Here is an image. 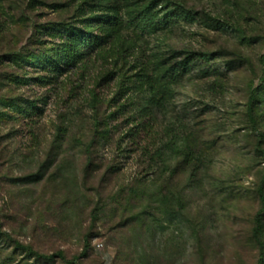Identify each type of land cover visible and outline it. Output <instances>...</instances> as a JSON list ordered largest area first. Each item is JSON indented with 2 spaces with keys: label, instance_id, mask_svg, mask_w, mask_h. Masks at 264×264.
<instances>
[{
  "label": "rangeland",
  "instance_id": "rangeland-1",
  "mask_svg": "<svg viewBox=\"0 0 264 264\" xmlns=\"http://www.w3.org/2000/svg\"><path fill=\"white\" fill-rule=\"evenodd\" d=\"M262 56L264 0H0V264H257Z\"/></svg>",
  "mask_w": 264,
  "mask_h": 264
},
{
  "label": "trees",
  "instance_id": "trees-1",
  "mask_svg": "<svg viewBox=\"0 0 264 264\" xmlns=\"http://www.w3.org/2000/svg\"><path fill=\"white\" fill-rule=\"evenodd\" d=\"M90 23H94L96 28L101 29L104 33H108L105 38H101L96 34H92L89 32L82 33L81 31L72 29L66 30L65 32H60L56 34L54 29H50L49 33H51V37H58L59 40L63 43L61 45V49L56 51L55 58L58 55H63L61 57L60 62L66 63L68 65V61H80L84 60L88 55L89 50L92 47L100 48L102 44H104L108 39L112 37V35L116 32V30L121 26V22L119 18L116 16H106L104 18H94L90 20ZM68 28H72L71 25L65 26ZM69 51V53H68ZM55 52V51H54ZM260 63L262 66V77L261 84L259 87L252 91L248 104H247V117L251 124L252 129L257 133L258 140L256 143L257 153L264 160V133L261 132L257 128V121L255 117V105L259 101V93L264 92V56L261 57ZM46 67L51 66L55 71L59 68L58 64L54 62V59L49 62H45ZM30 116V113H29ZM151 127L147 123H141L136 126L133 130H131V137L133 139L139 138L142 134H148V131ZM155 157L158 155V151L155 153ZM264 174V173H263ZM258 198L261 203V208L257 212L254 218V227L252 229V240L256 244L258 248V260L257 264H264V175L261 180V183L258 188ZM169 215H173V213H168ZM88 242L86 240L84 243ZM16 248L28 253L29 255H34L38 258H43L40 254L35 252L31 247L20 244L19 242H15ZM87 246L85 247L84 254H86ZM60 256H62L60 254ZM45 258V257H44ZM50 259V258H45Z\"/></svg>",
  "mask_w": 264,
  "mask_h": 264
}]
</instances>
